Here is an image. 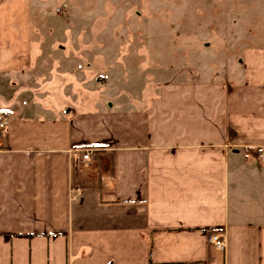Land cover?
Returning a JSON list of instances; mask_svg holds the SVG:
<instances>
[{
    "label": "crops",
    "instance_id": "crops-1",
    "mask_svg": "<svg viewBox=\"0 0 264 264\" xmlns=\"http://www.w3.org/2000/svg\"><path fill=\"white\" fill-rule=\"evenodd\" d=\"M83 1L0 0V264H264V0L218 5L181 39L217 63L154 85L86 36L105 8Z\"/></svg>",
    "mask_w": 264,
    "mask_h": 264
},
{
    "label": "rangeland",
    "instance_id": "rangeland-1",
    "mask_svg": "<svg viewBox=\"0 0 264 264\" xmlns=\"http://www.w3.org/2000/svg\"><path fill=\"white\" fill-rule=\"evenodd\" d=\"M250 1L251 0H84L82 5L91 7L93 11L90 16L95 13L98 14L97 7L102 6V8H105L97 17L106 20L105 28L103 30L94 27L90 28L86 30V36L93 35V37H97V40L103 41H106L107 38H113V36L117 38L121 44L113 46L104 45L103 49L107 52L105 54L109 55V53L111 54L114 52V54L117 55L115 52L120 51L119 54L121 53L122 57L115 63L119 65L121 70H127L129 72V69L132 68H135V70L142 68L149 76L137 78L139 80L138 82L142 84L143 82H150L154 85L163 79H167V77L165 78L159 75L160 70L168 69L167 71H169V74L172 73L177 75L179 73L178 70L195 69L198 67V63L202 64L206 56L209 57L206 58L207 62L212 60V63H217L215 54L212 55V52H197L195 51L196 49L193 48L194 45H192L191 42L187 41V43L182 44L181 39L186 40L192 37L198 41L206 39L209 35H212L211 29L205 28L206 25H208L210 21L222 20L223 14L219 12L216 14V10H220L218 5L223 7L232 6L229 10H231V12L232 10L236 12L240 6H246L245 4ZM234 15L236 16V14ZM50 20H53V23L64 21L58 18V15L57 17L53 16ZM78 21V18L71 15V22H73L71 28L72 37L79 36ZM40 27L42 28L38 32L40 36L58 38L62 37L64 33V31L58 29V27L53 29L49 27V30H47V28L45 29L41 24ZM71 46L72 49H75L74 52H77V46ZM95 47L97 46L87 45L85 47V52L94 53L95 50H92L95 49ZM77 63L78 62L75 61L71 62V70L76 71L75 69H77L78 66L75 64ZM91 63L94 65L96 64V62ZM106 63L111 64L110 60L104 62V64ZM62 64L63 62H59V65L62 66ZM204 70L206 71V69ZM138 71L142 70L140 69ZM73 74H75V72H73ZM77 76L79 75L75 74V76L70 78L72 82L79 83L81 78ZM90 79L94 81V84L95 79L93 77ZM67 82H69V80L65 79L64 83L66 84ZM59 83L64 84L62 81Z\"/></svg>",
    "mask_w": 264,
    "mask_h": 264
},
{
    "label": "built area",
    "instance_id": "built-area-1",
    "mask_svg": "<svg viewBox=\"0 0 264 264\" xmlns=\"http://www.w3.org/2000/svg\"><path fill=\"white\" fill-rule=\"evenodd\" d=\"M55 12L59 13L60 12V8L56 7L54 9ZM7 119L6 118H1L0 119V132H2L6 126H7ZM254 156L258 161H264V146H260L257 147L254 150ZM81 161H88V154L87 152H84L81 155ZM76 193H79V189H75ZM73 199H75V196L73 197ZM207 244L210 250L213 251H223L224 247H225V241L224 238L222 236V234L220 233L219 230H210L207 234Z\"/></svg>",
    "mask_w": 264,
    "mask_h": 264
}]
</instances>
